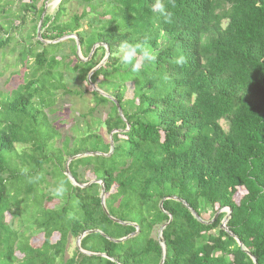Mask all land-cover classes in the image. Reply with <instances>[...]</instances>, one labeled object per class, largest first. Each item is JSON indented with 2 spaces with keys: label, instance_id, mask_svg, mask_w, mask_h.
<instances>
[{
  "label": "trees",
  "instance_id": "obj_1",
  "mask_svg": "<svg viewBox=\"0 0 264 264\" xmlns=\"http://www.w3.org/2000/svg\"><path fill=\"white\" fill-rule=\"evenodd\" d=\"M76 1L86 8L66 20L71 0L54 14L40 0H0V58L24 80L0 94V264H160L164 225V264H256L248 253L264 264V0H165L170 22L151 12L155 0ZM71 35L84 59L75 38L71 60L59 56L68 43L55 42ZM130 38L158 53L139 74L113 55ZM66 74L94 87L95 105L69 136L60 130L68 121L50 119L58 90L84 95L68 90ZM69 159L85 187L68 177ZM84 168L103 184L88 186Z\"/></svg>",
  "mask_w": 264,
  "mask_h": 264
},
{
  "label": "rangeland",
  "instance_id": "obj_2",
  "mask_svg": "<svg viewBox=\"0 0 264 264\" xmlns=\"http://www.w3.org/2000/svg\"><path fill=\"white\" fill-rule=\"evenodd\" d=\"M14 1L16 2V0H14ZM61 1L62 0H40L39 7H41L43 4H45L46 10H48L50 14H54L55 11L58 9ZM67 8H68L67 16H65V18H64L66 20H68V18H69V16L71 14H81V13H83V10L86 8V6L84 5V3H81L80 1L71 0V2H69L67 4ZM102 9L103 8H101V10ZM43 20H44V16L42 17L39 26L41 25ZM82 25H83V28L81 29V31L87 32V31H91L92 30L89 27L87 20H84L82 22ZM38 29H39V27H38ZM71 36H74V35H71ZM69 40H72V39H65V38L62 39V41L63 42H67L68 45L64 47V51L65 52L63 54H59V56H62L64 54H66L68 56H71V57L68 58V61H69V59L71 60V58H72V47H73V43L70 42ZM77 44L79 45V41L77 42ZM78 55L82 59H84L81 49H80V51H78ZM103 62H102V64H103ZM5 66H6L5 65V61L2 58H0V94L11 95L14 91L17 90V88L19 86H21L24 83V80L22 79L21 76L12 75L13 72H15V70L5 71V68H6ZM65 79H66L67 87H68L69 91H74L75 90V92H78V93L84 92V95L82 97L79 96V95L74 96V95L67 94L66 88H62V89H60V90H58L56 92V100L58 102L56 101L55 108H57L59 112H58V114H56V116H54L51 113L50 119L53 121V120L57 119V117H62L63 119H65V122L68 121L63 126L60 125V130H61V133L64 136H69V135H71L70 128L75 123V121H77L78 117L80 115L86 114L88 109L95 107V105H94L93 102H91L92 101V96L90 94L91 93L90 87L92 86L91 84H90L91 86H89V85H87L86 82H81V81L75 80L73 78V76L70 75V74H66L65 75ZM92 88H94V87L92 86ZM100 116L103 117V118H106L107 111L103 110L101 112ZM70 122H72V123H70ZM103 134L106 137H109L107 131H104ZM61 143H62V140L58 143V145H60ZM21 152H22V150L20 148V153ZM70 160L71 159H69L68 162H70ZM81 173L83 175L82 176V180H84V181H89V182L93 183L94 180H96L95 179V175L93 174L92 170H86V168H84V169L81 170ZM48 181H50V182H47V183H52L53 182L51 177H48ZM45 187H48V185L45 184ZM49 190L52 191L53 188H51ZM49 190H47V191H49ZM43 193H44V191L42 189H39L38 195L40 196V199H39L40 201L35 202L34 203L35 205L36 204H41V202L43 200L41 198V197H43ZM61 200H62V198H61ZM163 201H165V199ZM163 201H161V203H160V208H161V204H162ZM60 203L61 202H60V200L58 198V199H54V201L49 202L47 205L50 208H55ZM225 210L227 211V209H225ZM224 212L225 211H223L222 213H224ZM7 221H9L10 223H13L14 219H12L9 216V214H7ZM213 221H214V219H213ZM122 224L130 225V224L123 223V222H122ZM223 224L226 225L224 223V221H223ZM132 226L136 227L137 225H132ZM19 227H21V222L19 220H15L14 228L15 229H19ZM225 228H227V227H225ZM161 230H162V227L155 231V233H157L159 235V238H160V235H161ZM59 239H60V235L59 234H55L53 236L54 242L58 241ZM44 240L45 239L43 237V234H40V235H37V236L31 238V244L36 246V247H41V245L43 244ZM81 243H82V241H81L80 238L76 239V240H73V245L75 247L77 246L78 248H80L79 245H81Z\"/></svg>",
  "mask_w": 264,
  "mask_h": 264
},
{
  "label": "clouds",
  "instance_id": "obj_3",
  "mask_svg": "<svg viewBox=\"0 0 264 264\" xmlns=\"http://www.w3.org/2000/svg\"><path fill=\"white\" fill-rule=\"evenodd\" d=\"M151 12L163 17L165 22H170L172 19V13L166 8L165 0H155V3L151 5ZM61 40L58 41L63 42ZM58 41L55 43H59ZM113 55L118 58V64L122 66L123 69L129 70L134 74H139L142 67L152 65L157 61L158 53L147 42H132V38H130L129 40L121 42L118 50L113 53ZM172 62L176 65H182L185 62V57L183 55L178 57L174 56ZM39 179L40 177L36 176L34 178H30V182ZM65 191V182L61 181L53 190V194L59 196Z\"/></svg>",
  "mask_w": 264,
  "mask_h": 264
},
{
  "label": "water",
  "instance_id": "obj_4",
  "mask_svg": "<svg viewBox=\"0 0 264 264\" xmlns=\"http://www.w3.org/2000/svg\"><path fill=\"white\" fill-rule=\"evenodd\" d=\"M42 25H43V21H42L41 25L39 26V31H38L39 40L42 39V35H41V34H42ZM73 38H75L76 41L78 42V37L75 36V35H74V36H68V37H66L65 39H73ZM61 41H62V40H61ZM58 42H60V41H58ZM100 46H102V45H96V46L94 47L91 56L95 53V51H96ZM78 51H80V47H79V45H78ZM109 56H110V49L107 50V56H106V59H105V61L103 62V64H102L101 66H99L96 70H94V71L89 75V80H91V76H92L97 70H99L102 66L105 65V63H106V61L108 60ZM86 61H88V59H87ZM119 113H120V115L123 117L120 108H119ZM111 145H112V149H113V148H114L113 138H111ZM70 164H71V161H70V162L68 163V165H67V175H68V177H69L70 180H71L73 183H75L76 185H79L80 187H85V185L77 184L76 180H75V179L73 178V176L71 175L70 168H69ZM93 183H100V184H103L102 182H98V181H94ZM93 183H90V184H87V185L89 186V185H91V184H93ZM105 196H106V191H105V188L103 187L102 195H101V200H102V204H103L104 208L106 209V207H105ZM168 199L177 200V201L182 202L183 204H185L187 207H189L188 204H186V203H185L183 200H181V199H178V198H175V197L167 198V200H168ZM164 202H165V201H163L162 204H161V209H162V210H163ZM227 209H228V214H227L226 219H225V221H224L225 224H227V222L229 221V219H230V217H231V214H232V210L229 209V208H227ZM191 211H192L193 215L195 216V218L201 221V219H200V217L197 215V213H196L194 210H191ZM223 211H226V210L224 209V210L220 211V212L215 216L214 221H212V223L216 221V219L218 218V216H219ZM171 220H172V217H171ZM117 222L120 223V224H122V222H119V221H117ZM136 227H137L138 232H139V228H138V226H136ZM165 227H166V226L164 225L163 228H162V230H161V235H160V238H159V242H160V244H161V246H162V248H163V258H162V261H161L160 264H164V263H165L166 254H167V248H166V245H165V242H164V239H163V230L165 229ZM221 227H222L223 229H225V230L228 231V229L225 228L226 225L222 224ZM92 233H95V232L91 231V232H89V233H85L83 236L80 237L81 241H82V240H83L88 234H92ZM132 236H133V235H131L130 237H132ZM130 237L125 238V239H122V240H119V241H116V242H125V241H126L127 239H129ZM236 240L238 241V243L240 244V246L243 247V243H241V242L239 241L238 238H236ZM79 246H80V248H81V245H79ZM82 253H84V252L82 251ZM248 254H249L250 257L254 260V262L257 264V261H256L255 257H254L251 253H248Z\"/></svg>",
  "mask_w": 264,
  "mask_h": 264
},
{
  "label": "crops",
  "instance_id": "obj_5",
  "mask_svg": "<svg viewBox=\"0 0 264 264\" xmlns=\"http://www.w3.org/2000/svg\"><path fill=\"white\" fill-rule=\"evenodd\" d=\"M134 236V235H133Z\"/></svg>",
  "mask_w": 264,
  "mask_h": 264
}]
</instances>
